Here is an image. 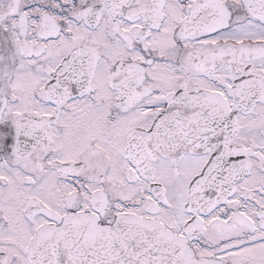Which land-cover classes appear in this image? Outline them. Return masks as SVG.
Returning a JSON list of instances; mask_svg holds the SVG:
<instances>
[{"label": "snow or ice", "instance_id": "obj_1", "mask_svg": "<svg viewBox=\"0 0 264 264\" xmlns=\"http://www.w3.org/2000/svg\"><path fill=\"white\" fill-rule=\"evenodd\" d=\"M0 264H264V0H0Z\"/></svg>", "mask_w": 264, "mask_h": 264}]
</instances>
